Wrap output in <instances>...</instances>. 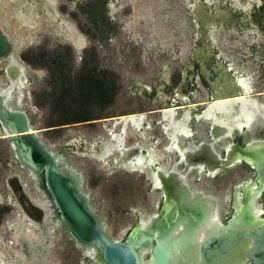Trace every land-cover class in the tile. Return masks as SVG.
I'll use <instances>...</instances> for the list:
<instances>
[{"label": "rangeland", "instance_id": "obj_1", "mask_svg": "<svg viewBox=\"0 0 264 264\" xmlns=\"http://www.w3.org/2000/svg\"><path fill=\"white\" fill-rule=\"evenodd\" d=\"M25 1L0 0L1 28L26 77L20 100L13 93L9 106L25 111L40 142L50 152L64 157L59 167L80 175L81 190L92 211L102 220L105 231L113 239L123 240L139 215L153 212L158 193L147 189L141 175L128 172L114 145L129 147L141 140L137 137L140 125L131 118L134 114L148 125L140 131L146 135L145 143L153 144L151 138L165 143L158 126L163 116L137 113L156 112L169 105L159 90L163 86L161 78L166 71L181 66L174 44L176 35L183 33L182 25L188 19V6L193 0H123L124 27L133 29L143 21L146 32L142 35L139 29H134L139 33L137 36L120 33L116 37L106 35L103 30L98 34L95 29L92 17L97 13L92 10H98L99 6L94 0H86V12L82 14L77 11L78 0H55L59 20L72 28L77 39L45 13L35 12L34 8L23 11ZM36 6L41 8V2ZM244 38L235 36L228 43L244 47L249 43ZM5 64L0 63L2 88L7 84L3 75ZM103 84L107 91L102 90ZM144 87L156 92L153 99L143 95ZM82 109L96 123H72L75 119H71L72 115ZM175 112L171 111L173 116L177 115ZM102 147L105 151H101ZM12 175L19 177L33 203L46 201L29 172L16 162L7 139H0V264H19V260L22 264H100L90 257L87 249L71 240L59 222L50 221L48 216L44 220L48 240L41 250L42 259H26L22 241H29L34 248L31 242L43 241L44 232L23 213L6 186L5 180ZM230 175L216 182L207 181V190L212 195L230 190L231 182L242 176L239 167L232 168ZM47 212L52 214L48 208L46 215Z\"/></svg>", "mask_w": 264, "mask_h": 264}, {"label": "flooded vegetation", "instance_id": "obj_2", "mask_svg": "<svg viewBox=\"0 0 264 264\" xmlns=\"http://www.w3.org/2000/svg\"><path fill=\"white\" fill-rule=\"evenodd\" d=\"M38 1L41 2V8L36 6ZM122 1H93L99 6L98 10L94 8L92 10L94 12L91 11L93 14L97 13L96 17H91L95 19L93 23L96 25L98 34L102 33V30L111 37H116L120 33L127 36L145 34L143 21H140V27L134 26L133 29L124 27L122 18L125 13L122 10L126 7ZM86 3V0L77 2V11L81 14L85 11ZM241 3L240 0H193V4L188 6V19L186 18L187 21L182 25L183 33L176 35L178 39L174 44L176 59L181 66L180 68L177 66L178 69L171 72L166 71L161 78L163 86L159 90L166 99L164 101L170 106L158 108L156 112L141 110L142 112L137 113L141 116L160 113L163 116L158 126L164 135L165 143L158 138H151L153 144L145 143L146 135L140 131L148 125L145 121L136 119L134 114L131 118L140 125L137 127L138 130L140 129L137 137L141 140L129 147H124L122 144L114 145L120 152L119 161L127 166L132 165L137 157L144 159L146 172L127 169L131 174L141 175L149 191L158 193L153 212L143 214L144 216H156L162 212L165 201H168L170 196L168 186L174 187V192L171 194L176 200L181 203L188 202V204L173 206L177 209H190V214L182 219L188 218V223L194 225L198 223L195 234L191 236L192 239L189 242L192 243L190 254L194 256L197 255L195 245L198 246L204 240L206 241L208 233H211L217 225H227L228 221L236 215L237 209L244 206L243 186L252 184L258 187L260 185L255 182V170L244 162L234 160V155L231 156L233 153L239 155L238 148L264 145V135H260V133L264 134V43H262L264 0H241ZM22 7L25 12L34 8L35 12L52 17L60 23L64 31L77 39L72 28H69L66 22L59 20L55 0H26ZM134 29H139L140 32H134ZM239 35L249 42L246 46L240 47L228 43V41H234L235 36L240 37ZM3 75L5 76L4 70ZM141 91L148 100L156 95L155 91L147 87L142 88ZM218 103L225 106L224 111L220 108L210 109ZM174 110L176 116L171 113ZM93 121L87 120L82 123L86 125L96 123ZM72 123L79 122L72 120ZM134 124H132L133 127ZM0 133V139H7L2 136L1 130ZM7 141L9 144L8 139ZM101 151L105 149L102 147ZM231 158L232 164L226 166L225 163ZM235 166H238L241 171L240 179L231 182L230 190H224L219 195H212L207 190L209 187L206 186L207 181L212 183L224 176H229ZM13 176L17 175L7 178L5 184L15 198L9 186ZM153 180L157 182V185ZM200 182L201 184L197 186ZM10 183L17 189L16 182ZM188 193L193 196L198 194L201 198L197 197L195 203H190L189 198H186ZM207 200L210 202L205 203ZM209 203H211L210 207ZM212 208L215 214L214 220L210 221ZM252 208L257 210L254 216L258 221H264V190L255 197ZM178 215L177 213L173 219L179 225L177 229L183 224V220H178L180 217ZM142 220L141 214L135 226ZM211 224L214 226L208 227ZM204 225L208 226H206V233L203 234L204 231L200 226ZM188 226L190 227L189 224ZM189 227H186L184 232H187ZM197 229L201 232L197 233ZM179 231H182L181 227L174 233ZM43 232L44 240L37 243L40 244L39 246H34L35 242H33L34 248H32L29 241H25L27 248L21 246L27 260L42 259L44 252L41 250L45 249L44 244L48 240L45 225ZM149 256V252L143 255L145 260H148ZM19 264H22L21 260ZM38 264L51 263L38 262Z\"/></svg>", "mask_w": 264, "mask_h": 264}, {"label": "water", "instance_id": "obj_3", "mask_svg": "<svg viewBox=\"0 0 264 264\" xmlns=\"http://www.w3.org/2000/svg\"><path fill=\"white\" fill-rule=\"evenodd\" d=\"M1 62L6 63L3 70L8 81L3 88L0 87L2 136L9 140L16 162L33 175L36 188L46 198L44 206L52 211L50 221L59 222L71 240L87 249L88 254L89 250L93 251V255H89L94 261L100 264H264V221L250 216L249 208L254 203L250 194L245 195L244 206L235 210L236 215L227 225H217L208 233L206 241L195 245L196 256L190 254L192 243L189 242L198 223L194 225L188 223V218L182 219L190 214V209H178V217H181L178 220H183L184 229L190 225L188 231L174 233L179 225L173 221L175 216L173 210L168 209L167 203L172 205L173 201V204L180 205L188 202L176 200L171 194L174 192L173 186L167 187L169 199L165 201L162 212L153 217L147 228L142 229L139 221L124 241L110 237L81 190L80 175L59 167L64 157L50 152L40 142L30 127L25 111L9 106L8 102L16 92L15 84L19 82L24 86L26 77L23 65L13 55V47L7 34L0 27ZM237 153L238 158L234 160L244 162L254 169L255 182L260 183L259 186L264 185V145L238 148ZM234 154L236 153L231 156ZM231 160L232 158L228 159L225 165L232 164ZM11 181L16 182L17 189L13 188ZM10 182L9 186L23 213L43 230L46 208L33 203L26 196L18 176H13ZM240 218H246V222H240ZM22 247L27 248L25 241H22ZM145 252L150 253L148 260L143 257Z\"/></svg>", "mask_w": 264, "mask_h": 264}, {"label": "bare ground", "instance_id": "obj_4", "mask_svg": "<svg viewBox=\"0 0 264 264\" xmlns=\"http://www.w3.org/2000/svg\"><path fill=\"white\" fill-rule=\"evenodd\" d=\"M0 27H1V25H0ZM15 86H16V92H14L16 95H17V101H19L20 100V98H21V90L22 89H24V87H23V85H21V84H19V82L18 83H16L15 84ZM18 86V87H17ZM18 88V89H17ZM0 92H2V89H0ZM11 102V101H10ZM9 103V102H8ZM223 107H225V106H223L221 103H218V105L216 104V105H214L213 106V108L211 107L210 109L212 110V109H217V108H220L221 110L223 109ZM223 111H224V109H223ZM152 157H154V155H152ZM148 158H150V157H148ZM234 159H237L238 158V155H236V154H234V157H233ZM125 167H126V169H129V170H139V171H142V172H146L147 171V169H146V165H145V162H144V159L143 158H140V157H137V158H135L134 160H133V163H132V165H125ZM149 175V174H148ZM30 177L32 178L33 177V175L32 174H30ZM153 182H154V184L155 185H157V182L156 181H154L153 180ZM264 188V185L263 184H261V186H258V187H254V185H252V184H250V185H244L243 186V191L245 192V195H249L250 194V199L252 198L253 199V201H254V199H255V197L259 194V192H260V190L261 189H263ZM39 190V189H38ZM40 191V190H39ZM41 192V191H40ZM188 196L186 197L187 199L189 198V202L190 203H195L196 202V200H197V197H200L198 194H195V196H193V195H191V194H187ZM193 197H195V199L193 198ZM193 198V199H192ZM201 198V197H200ZM203 199V198H202ZM172 202V205H167V207H168V209H171V210H173V213H174V216H176L177 215V213H178V209L175 207V206H173L174 204V202L173 201H171ZM207 202H210V201H206L205 203H207ZM44 204H45V202H42V203H40L39 205H42L43 207H45L44 206ZM211 203H209V207L211 206L210 205ZM253 205V204H252ZM243 206H241L240 208H242ZM46 208V207H45ZM47 209V208H46ZM167 209V208H166ZM211 209V208H210ZM249 211H250V213L254 216V214H256L257 213V210L255 209V208H252V206L249 208ZM214 208H212V210H211V215H210V221H212V220H214ZM52 217V214H51V212H47V215L45 216V219H46V217ZM155 216V215H154ZM154 216H152V215H149V216H144V215H142V223H141V225H140V227L142 228V229H144L145 227L147 228L148 227V225H150V223H151V221H152V219H153V217ZM211 216H213V217H211ZM244 220V221H243ZM239 219V221L240 222H242L243 221V223H245L246 222V218L245 219ZM238 221V222H239ZM182 224V223H181ZM180 224V225H181ZM206 226H208V225H204V226H200V227H202L201 229H203V234L204 233H206ZM214 225L213 224H211V225H209L208 227H213ZM181 228H182V231L184 230V226H180ZM180 227H179V229H180ZM179 229H177V230H175V231H178ZM208 229H211V228H208ZM198 232H201V230L199 231V229H197V233ZM37 243H39V242H35L34 243V246H39L40 244H37ZM31 244H33V241L31 242ZM89 254L92 256L93 255V251H90L89 250Z\"/></svg>", "mask_w": 264, "mask_h": 264}, {"label": "trees", "instance_id": "obj_5", "mask_svg": "<svg viewBox=\"0 0 264 264\" xmlns=\"http://www.w3.org/2000/svg\"><path fill=\"white\" fill-rule=\"evenodd\" d=\"M104 83V82H103ZM106 84H103L102 85V90H108L107 89V86H105ZM85 109H82L80 113H77L75 115H72L71 119H73L74 122H83V121H87V120H91V119H88V117L85 115Z\"/></svg>", "mask_w": 264, "mask_h": 264}]
</instances>
